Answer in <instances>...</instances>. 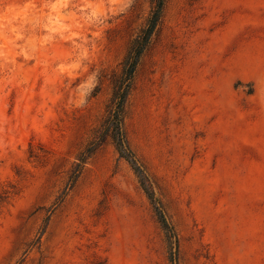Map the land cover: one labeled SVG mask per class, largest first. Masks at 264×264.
Listing matches in <instances>:
<instances>
[{
  "label": "rangeland",
  "instance_id": "1",
  "mask_svg": "<svg viewBox=\"0 0 264 264\" xmlns=\"http://www.w3.org/2000/svg\"><path fill=\"white\" fill-rule=\"evenodd\" d=\"M155 0H0V264H173L111 140L113 80ZM124 129L175 264H264V0H167Z\"/></svg>",
  "mask_w": 264,
  "mask_h": 264
},
{
  "label": "trees",
  "instance_id": "2",
  "mask_svg": "<svg viewBox=\"0 0 264 264\" xmlns=\"http://www.w3.org/2000/svg\"><path fill=\"white\" fill-rule=\"evenodd\" d=\"M167 0H155V7L148 19L147 26L141 34L134 40L132 47L125 58L120 74L113 80V96L109 107L108 116L104 120L100 134L97 139L92 141L80 154L78 164L70 176L71 186L77 181L87 160L107 141L111 140L115 146L118 155L126 160L134 171L140 187L150 200L158 222L163 230L169 249L170 260L173 264L176 261V252L178 249V238L174 227L169 222L161 201L155 196L153 183L150 177L131 149L127 135L124 129L125 109L128 96L132 90L134 77L151 37L157 28Z\"/></svg>",
  "mask_w": 264,
  "mask_h": 264
}]
</instances>
